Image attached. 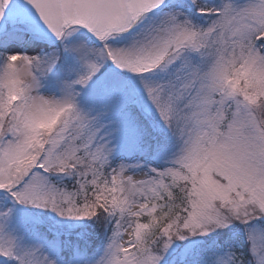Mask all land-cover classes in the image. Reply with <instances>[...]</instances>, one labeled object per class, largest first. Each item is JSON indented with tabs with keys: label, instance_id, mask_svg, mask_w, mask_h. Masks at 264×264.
Returning <instances> with one entry per match:
<instances>
[{
	"label": "snow or ice",
	"instance_id": "1",
	"mask_svg": "<svg viewBox=\"0 0 264 264\" xmlns=\"http://www.w3.org/2000/svg\"><path fill=\"white\" fill-rule=\"evenodd\" d=\"M0 264H264V0H0Z\"/></svg>",
	"mask_w": 264,
	"mask_h": 264
}]
</instances>
